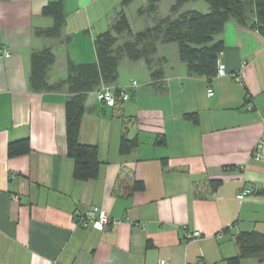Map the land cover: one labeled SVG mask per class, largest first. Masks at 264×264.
I'll return each mask as SVG.
<instances>
[{"label":"crops","instance_id":"crops-1","mask_svg":"<svg viewBox=\"0 0 264 264\" xmlns=\"http://www.w3.org/2000/svg\"><path fill=\"white\" fill-rule=\"evenodd\" d=\"M50 1L0 0V50L11 53L0 55V264H227L239 253V232L264 233V146L254 155L264 133V34L228 20L219 36L224 73L211 80L189 75L180 56L172 63L166 43L156 54L167 58L160 79L144 59L123 58L116 84L138 86L113 107L88 93L80 141L98 146L101 164L96 179L79 180L67 152L68 91L32 90L31 55L54 50L50 83L66 78L69 58L97 61L95 36L112 28L122 0H62L60 38L35 33L53 23L42 14ZM174 2L160 0L156 15ZM192 2L180 12L207 11ZM124 131L139 143L122 154ZM25 137L31 151L10 157L9 142ZM135 180L145 188L133 190ZM213 180L221 181L216 190ZM93 206L112 218L106 229L83 219ZM194 231L201 235L188 238Z\"/></svg>","mask_w":264,"mask_h":264},{"label":"trees","instance_id":"trees-1","mask_svg":"<svg viewBox=\"0 0 264 264\" xmlns=\"http://www.w3.org/2000/svg\"><path fill=\"white\" fill-rule=\"evenodd\" d=\"M133 0H122V7L112 24V28L95 36L97 61L75 62L71 58L67 63V76L50 83L48 68L55 60L51 47L34 50L31 55L30 87L34 91L67 90L66 99V138L67 152L74 159V177L79 180L96 179L100 172L98 146L80 141V129L85 111L88 93L98 90L104 84H116L119 77V64L123 58L144 59L153 79L164 76L163 63L166 57L156 58L159 43L176 42L182 61L186 63L191 76L206 77L211 80L218 74L219 57L224 49V40L219 37L226 22L234 19L243 25H249L264 34V0H205L210 7L207 12L189 9L180 12L181 7L190 0H174L170 13L157 16L160 0H148L140 9L141 13L153 14L154 23L145 29L134 32L124 8ZM42 14L52 17L53 23L47 27H37L35 33L40 36L60 38L66 23V13L62 0L50 1L42 8ZM128 39L117 44L120 36ZM117 104V103H116ZM186 117L198 120L196 113H187ZM159 142V141H158ZM162 142L165 143L163 137ZM138 137H129L127 132L121 136L120 152L129 153L138 146ZM31 151L28 137L10 141L8 155L15 157ZM165 161V160H164ZM220 180H213L210 186L216 190ZM145 183L135 180L133 190H142ZM264 193V188L258 189ZM239 253L227 259V264H242L244 257L257 255L264 258V233L242 231L236 235ZM148 245L152 243L148 242Z\"/></svg>","mask_w":264,"mask_h":264},{"label":"built area","instance_id":"built-area-1","mask_svg":"<svg viewBox=\"0 0 264 264\" xmlns=\"http://www.w3.org/2000/svg\"><path fill=\"white\" fill-rule=\"evenodd\" d=\"M0 55H3L5 57L10 56L11 53L7 49L0 50ZM220 67V66H219ZM224 70L219 68L218 74H223ZM138 86V81L136 79H133L129 85H117V84H104L102 85L97 91V98L100 102L103 104L113 107L116 105V103L120 100H128L130 98V87ZM214 94V88L209 87L208 88V95L212 96ZM264 121V119H263ZM264 146V133L262 137L260 138L256 149L254 151V155L257 159L261 158V152L260 149ZM249 192L248 189L244 190L242 193L239 194L240 198H243L245 194ZM84 220L91 221L93 226L97 229H106L109 223L112 222V218L108 214V212L99 206H93L83 217ZM201 235L199 231H194L191 235L188 236V238H197ZM198 264H210L207 262H200Z\"/></svg>","mask_w":264,"mask_h":264},{"label":"rangeland","instance_id":"rangeland-1","mask_svg":"<svg viewBox=\"0 0 264 264\" xmlns=\"http://www.w3.org/2000/svg\"><path fill=\"white\" fill-rule=\"evenodd\" d=\"M148 4V0H134V2L127 8L124 9L126 15L128 16L130 23H131V27L134 31H140L145 29L147 26H150L153 24V14H147V13H141L140 9L142 7H145ZM191 6L195 7V8H202V7H207V11L210 10L209 8V4L205 1V0H193ZM161 12H164V6H161ZM207 11H203V12H207ZM169 44L171 46L170 49V57L172 59V63H174V59H180L179 58V54H178V44L176 42H171V43H166ZM173 45V46H172ZM172 47H175L172 48ZM174 49V50H173ZM185 64V63H184Z\"/></svg>","mask_w":264,"mask_h":264}]
</instances>
